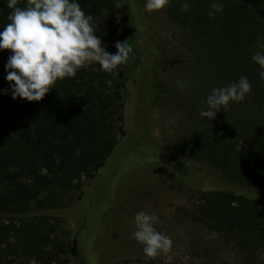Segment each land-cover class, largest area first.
Returning <instances> with one entry per match:
<instances>
[{"label":"trees","instance_id":"1","mask_svg":"<svg viewBox=\"0 0 264 264\" xmlns=\"http://www.w3.org/2000/svg\"><path fill=\"white\" fill-rule=\"evenodd\" d=\"M78 2L93 16L102 46L117 51L116 42H127L134 64L136 31L130 15L126 12L120 22L116 0ZM185 2L187 12L181 11ZM214 2L224 8L210 17ZM17 6L26 7L27 0H18ZM10 12L7 0H0V30L9 23ZM167 14L199 40L201 68L207 73L185 102L195 117L196 137L172 147L168 176L172 180L181 175L185 163L205 164L221 181L245 188V193L213 187L197 190L190 216L233 244L248 260L259 261L264 255V79L252 56L259 50L257 39L264 38V0H169ZM10 54L0 52V257L65 264V255L77 258L83 251L86 258L73 264H91L88 248L79 239L90 209L83 227L77 229V217L73 210L63 208L64 202L73 190L80 199L103 180L101 169L132 129L126 127V118L128 111L133 116L137 113L130 78L133 69L126 62L110 74L92 64L74 77L58 80L39 102L14 101L10 90L4 93L9 89L5 64ZM241 76L251 83L245 99L222 108L215 120L200 117L212 89ZM145 107L140 114L148 145ZM135 143L141 146L144 141L137 138ZM156 152L157 165H164L165 154ZM200 172L201 182H212L208 170L200 166ZM113 194L109 193L101 210L103 216ZM59 218L69 228L66 242L56 235L58 223L52 219Z\"/></svg>","mask_w":264,"mask_h":264},{"label":"rangeland","instance_id":"2","mask_svg":"<svg viewBox=\"0 0 264 264\" xmlns=\"http://www.w3.org/2000/svg\"><path fill=\"white\" fill-rule=\"evenodd\" d=\"M116 1L120 22H124L127 12L136 31L135 62L133 64L129 54L127 66L133 69L130 78L135 87L134 110L139 114L133 116L127 112L126 127L132 129L115 149L114 157L101 169L103 180L80 199L78 191L73 190L64 202L63 208L73 210L77 217V229L83 227L87 208L90 209L79 239L88 248L91 264H166L163 254L154 259L146 258L142 245L134 240V217L139 211L155 214L158 222L154 227L171 238L169 264L264 263V255L259 258L260 262L248 260L233 244L190 216L197 190L213 187L245 193V188L221 181L222 177L205 164L185 163L181 175L172 180L168 176L172 147L180 142H192L196 137L195 117L185 102L195 83H199L203 74L207 76L201 68L199 40L187 26L170 20L168 5L162 10L147 12L145 0ZM177 81L185 87H177ZM144 105L150 148L145 145L144 118L140 114ZM137 138L144 144L137 145ZM154 151L165 154L164 165H157L160 160ZM200 166L208 170L212 182H201ZM88 188L85 187L86 191ZM110 192L114 194L103 216L101 210L107 205ZM52 221L58 223V238L68 241L67 223L61 218ZM81 258H86L83 251L77 258L67 254L62 259L66 260L65 264H73ZM0 264L34 262L22 256L7 255L0 257Z\"/></svg>","mask_w":264,"mask_h":264},{"label":"clouds","instance_id":"3","mask_svg":"<svg viewBox=\"0 0 264 264\" xmlns=\"http://www.w3.org/2000/svg\"><path fill=\"white\" fill-rule=\"evenodd\" d=\"M169 0H145L147 12L162 10ZM18 0H7L11 9L8 21L0 30V52L10 51L5 64L6 81L15 101L18 98L28 102H39L58 80L74 77L84 67L98 64L100 70L115 74L118 67L127 62L132 49L127 42H116L115 53H109L102 46L97 34L94 18L86 14L78 0H27L26 7H19ZM209 16L223 11L222 3H212ZM181 11H189V4L183 3ZM253 62L259 66V76L264 79V38L257 39ZM110 86L111 81H106ZM177 87L185 85L177 81ZM251 92V83L246 76L227 86L213 88L203 101L205 107L199 115L208 121L215 120L222 108L230 103L242 102ZM155 214L139 211L135 214L134 240L142 245L146 258L154 259L164 255L166 264L172 260L169 253L172 240L156 230Z\"/></svg>","mask_w":264,"mask_h":264}]
</instances>
